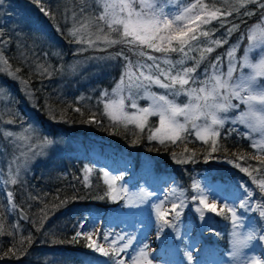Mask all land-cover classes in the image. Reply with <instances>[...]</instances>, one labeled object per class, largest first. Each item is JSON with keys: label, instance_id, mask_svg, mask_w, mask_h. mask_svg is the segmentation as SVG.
Wrapping results in <instances>:
<instances>
[{"label": "trees", "instance_id": "16d2710c", "mask_svg": "<svg viewBox=\"0 0 264 264\" xmlns=\"http://www.w3.org/2000/svg\"><path fill=\"white\" fill-rule=\"evenodd\" d=\"M1 1L3 7H0V16L3 15V19L5 16H19L18 18H23L21 21L38 27L36 30L25 28L24 31L28 34L21 41L2 32L1 37L6 41V47L2 48L1 55L7 71L0 72V82L6 90L13 93L16 104L8 117L19 127L23 121L24 125L34 123L53 141V145L44 158L34 163V171L30 177H25L22 183L7 186L13 193L14 215H8L6 204L0 195V264H84L88 258L97 259L98 264L112 263V252L102 257L86 247L83 240L70 242L75 234L74 222L77 216L94 213L98 216L114 217L124 204L123 198L113 201L105 196L108 185L104 183L100 170L92 171L88 184L82 179L86 159L78 157L76 153L78 149L86 148L89 143L107 146L120 156L131 160L132 173L127 177L130 185L136 184L140 177L151 174L165 175L174 180L178 190L183 191L184 197L189 201V208L181 212L178 221H174L185 224L183 231L186 230L188 222L195 226L198 223V216L193 210V207H198V202L192 197L195 195L194 185L201 180H206L209 185L232 186L240 195L245 194L246 187L254 193V201L264 203V192L260 191L252 177L235 166L237 162L242 166L249 163L255 166L264 159V154H257L246 135H242L246 134L243 128L225 125L218 138V146L222 147L215 153L205 155L210 152L209 144L197 139L191 131L184 134L186 140L176 141L175 144L169 141H165V144H160L158 140L150 141L149 128L159 126L158 116H150L147 126L141 132L135 124L125 125L121 121H111L104 114V102L110 100L113 90L125 72L127 61H131L133 65L137 62L151 64L153 62L147 59V56L151 55L159 58L157 62L161 69H167L166 58L174 63L183 60V64H177L176 68L193 67L199 60L194 75L201 80L204 79L205 70L210 69V65L216 62L218 57L221 58L220 63L225 71L227 54L233 47H238L236 55L239 61L247 46L249 29L262 23L264 9H260L257 3L229 0V4H224L220 0H202V3L209 4L208 11L219 9L224 12L226 8L238 7L239 14L233 11L232 15L220 16L208 24L194 22L189 25L195 27L200 24L198 32H209L208 37L199 38L201 49L210 46V40L227 41L213 46L214 50L211 53L205 52V58L200 60V51L197 50L189 52V57L195 58L190 59L182 57L179 52L161 53L145 45L128 43H117L99 51L82 52L79 43L69 35L71 17L75 14L73 19L77 22L86 23L89 18L95 21L92 11H98V16L103 11L99 7L95 8L94 0H40L39 4L36 0ZM187 2L190 4L195 0ZM41 6L53 15H45ZM91 8L94 10L91 11ZM81 9L84 11L81 12ZM245 11H254L255 14L245 16ZM76 12H80V16ZM221 21L224 22L223 26ZM98 23L103 24L102 21ZM232 24L239 25V28L227 35V29ZM104 30L105 33L108 32L106 25ZM110 38H118L117 33L112 32ZM127 39L130 40L131 37ZM192 43L196 44L195 41ZM173 46H177L175 42ZM185 50L187 51V48ZM141 51L147 55H140ZM94 55L112 59H109V65L102 69H87L78 74L67 71L71 64ZM176 68L172 70L173 74ZM133 72L139 75V70L135 67ZM7 73H10L12 78H9ZM127 79L125 77V82ZM161 79L165 78L161 76ZM152 88L150 90L158 95L168 94L166 89ZM105 91L109 96L103 95ZM185 97L186 95L181 94L175 99L183 101ZM169 99L173 97L169 95ZM77 107L81 109L80 112L74 111ZM93 114L100 123L86 122ZM2 122L3 119L0 118V126ZM231 129L234 130L229 131ZM185 147L194 151L195 157L193 161L177 163L173 156H187L189 153L185 152ZM224 148L227 151H224ZM12 155L13 149H10L0 132L2 176L5 163ZM236 157L244 159L236 160ZM256 157L261 159L255 160ZM249 171L253 169L249 168ZM253 175H256L255 171ZM18 210L26 214V221L21 220ZM238 212L242 213L241 210ZM228 216L230 214L225 209L223 214L211 213L205 217L211 228L207 234L200 233L193 239V242H200L203 253L218 259L229 250L228 236L232 221ZM255 216L251 214L244 225L256 219ZM175 230L176 227L173 232ZM177 244H183L182 240L173 238L169 247L175 250ZM175 251L181 257L182 252ZM179 264L185 262L181 259Z\"/></svg>", "mask_w": 264, "mask_h": 264}, {"label": "snow or ice", "instance_id": "6c2138e0", "mask_svg": "<svg viewBox=\"0 0 264 264\" xmlns=\"http://www.w3.org/2000/svg\"><path fill=\"white\" fill-rule=\"evenodd\" d=\"M39 4L40 0H36ZM215 2V0H214ZM224 4H229V0H220ZM103 6V12L96 17L97 21H102L103 24L97 23L95 38L102 40L107 46H112L117 43H128L136 45H145L147 48L153 49L156 52L168 53L179 52L182 57L195 59L189 57V52L193 50L200 51V60L205 58L204 53H211L213 46H219L221 40H210L208 44L210 46L206 48H199L200 36L208 37V31L198 32L200 24H196L195 27H189L188 25L194 22H200L202 24H208L213 19H219L220 16L232 15L233 11L239 14V8H226L224 12L219 9L208 11L209 4L202 3V0H195L186 5L182 11L178 14L172 15L169 18V14L165 13L162 7L157 8L156 0H100ZM241 3H257L260 9H264V0H241ZM139 5V10H137ZM199 5V7H198ZM41 11L45 15H53L48 9L41 6ZM84 10L81 9V12ZM254 11H245V16L254 15ZM75 18V14H74ZM264 20V17H262ZM94 23V21H89ZM221 21V26H223ZM176 25L173 28V25ZM104 25L107 26L108 32L105 33ZM239 25L232 24L227 29V35H230L233 31L238 30ZM117 33L118 38H110L111 33ZM249 48L256 49V45L252 43L254 37L251 34L252 29H249ZM2 35V33H0ZM69 35L74 38L77 37V30L75 24L73 29L69 31ZM131 37V39H127ZM196 42L193 44L192 42ZM77 42H81L77 39ZM90 46H94L91 40L85 41ZM173 42L176 43V47L173 46ZM6 41L0 40V47H2ZM166 44V46H165ZM258 52V58L255 62L250 59L249 54L246 52L244 57L239 61L235 58V47L231 48L228 52V67L224 72L220 63L221 58H217L216 62L210 65V69L205 70L204 79H199L194 75L196 68L199 66V60L193 67H179L177 64H183V60L173 62L170 59H165L168 64L167 69H161L160 64L157 62L158 57L151 55L147 56L148 60H151V64H143L137 62L135 65L131 61H127L124 74L121 76L120 82L113 90V95H118L119 99H111L104 102V114L109 117L111 121H121L125 125L135 124L136 127L143 132L148 118L152 115L159 117V126L155 128H149L148 139L158 140L160 144H165V141H169L173 144L176 141L186 140L184 135L189 132V125L194 130V134L197 139L203 141L205 144H209L210 152L205 155H210L219 150L218 138L221 136V129H223L225 123H227V117L222 116V113H227L230 110L238 109L240 104L246 106L245 110L241 111L237 117H234L232 123L243 124L249 132L242 135H247L250 140L252 148L257 150V154H264V84L258 81L264 78V44H260ZM187 48V51L185 50ZM140 55H147V53L141 51ZM122 55V53H121ZM112 59V57H108ZM0 60L3 57L0 56ZM237 64H239V75L233 79L234 73L237 71ZM133 67L139 70V75L133 72ZM176 68L175 74L173 69ZM244 68L250 69L248 74H245ZM146 70V71H145ZM161 76L165 79L162 80ZM125 77H127V85L125 88ZM166 81V82H165ZM199 85L198 87H192L191 85ZM153 85L168 90V94H160L151 92ZM178 86V87H177ZM127 92V97L123 94ZM184 94L190 99L183 106L175 102V97ZM105 97L109 96V93L105 91L103 93ZM169 95L173 99H169ZM125 98L130 101V107L136 109L135 112H126L124 110ZM139 98H145L150 100L148 107H138L137 100ZM239 101L238 104H234L233 100ZM74 111L80 112V108H75ZM183 117V121H181ZM203 120V123L198 121ZM87 123H100L95 119V114L90 116ZM34 130V129H33ZM231 129L229 131H232ZM255 134V136L253 135ZM4 136L12 138L18 134L13 132H5ZM51 143V141H47ZM227 151L226 148L223 149ZM185 152L189 153L187 156L181 155L177 158L175 155L173 159L177 163H186L193 161L195 157L194 151H189L185 147ZM36 153L34 152L33 155ZM30 157L24 158L22 163L16 164L13 168L12 164L8 167V179L4 181L5 186L7 184L15 185L20 180V173L22 170H26ZM244 157H236V160H242ZM15 161V158H14ZM234 162V161H230ZM237 168L246 172L254 183H256L261 192H264V159H261L258 165L253 166L249 163L247 166H242L240 163H235ZM252 168L256 172L253 175V171H249ZM92 171L91 168L85 169V175L83 180L88 184V173ZM3 175V172H0ZM105 177L109 176L108 172L104 173ZM259 177V178H257ZM120 179L118 176H112L111 179H105L104 183L108 185V191L105 196L110 197L113 201L118 198H123L119 195L117 188L115 187V181ZM196 189V195L192 197L194 201L199 202L197 211L200 213V218L203 219L205 211L216 213L217 215L223 214L225 209L230 216L233 224V246L235 252L233 255L239 252L240 249L246 247L252 240L256 239L257 233L250 231L247 234H242L239 229L243 224V218L238 216L235 207H229L224 205L222 209L217 210L216 203L208 202L207 193L201 188L199 183L194 185ZM119 191L126 192L121 186ZM245 193L248 194V189L245 187ZM9 200L12 199L13 193L11 191L6 193ZM184 196L183 191L177 192V189H173L174 199L168 201H162L161 203H170L171 212H175V220L178 221L181 212L180 208L185 206L182 199ZM103 199L104 197H100ZM131 199V197H129ZM140 202H143L144 197H138ZM251 197L248 199H241L239 203L240 209L252 210L250 208ZM15 207V205H13ZM256 211L261 216H264V203L257 204ZM43 211V210H42ZM157 218L161 221V229L164 227L175 228L177 225L172 220L167 219L169 213L162 210L160 206L156 208ZM85 225H89L85 227ZM100 221L98 219L90 222L88 217L78 221L76 227L79 229L75 232L70 242H78L80 238L86 241V247L94 249L95 251L103 253L105 256L109 255V252L97 243V240L108 243L112 248V261L113 264H125V258L121 256V253H125L129 247L133 244L134 238L125 236L124 234H116L114 232L104 231L99 227ZM98 233L97 238L94 239L93 235ZM259 239L264 241V234H259ZM119 245V246H117ZM147 246L137 250L138 255L128 257L132 264H153V260L149 258L148 252L145 250ZM189 259L192 258L191 253L188 254ZM244 264H256L255 258L252 261H246Z\"/></svg>", "mask_w": 264, "mask_h": 264}, {"label": "rangeland", "instance_id": "374dc122", "mask_svg": "<svg viewBox=\"0 0 264 264\" xmlns=\"http://www.w3.org/2000/svg\"><path fill=\"white\" fill-rule=\"evenodd\" d=\"M188 4L189 2H187V0H156L157 8L162 7L165 13L169 14V18H172V15L174 14L180 13L182 9ZM94 6L95 8L99 7L103 11V6L100 3V0H94ZM0 7H3L1 0ZM90 10L92 11L94 9L91 8ZM137 10H139V5H137ZM79 13L80 12H76L77 15H79ZM92 13L93 17L95 18L94 23H89L90 20L92 21L91 18H89L86 23H83L80 21H74V15L71 17V29H73V26L75 24L77 30V37H75L74 39L76 41L77 39H80L81 42L78 43L79 47L83 50L82 52L86 50L99 51L100 49L108 47L102 40H97L95 38L94 34L97 31L95 25L99 22L96 20L98 11H92ZM3 17V15L0 16V33L4 32L5 34L13 35L20 41L23 40L25 38V35L28 34V32L24 31L25 28L31 30L38 29L35 24H27L25 21H21L20 19L23 18H18L19 16H14V18L5 16V19H3ZM261 22V25H256L252 28L251 33L254 37L252 43L257 46L256 49L253 50L252 48H249L250 40L248 35L247 46L242 53L241 58L244 57L245 53L247 52L253 62L257 60L259 52L258 46L260 44H264V20H262ZM175 27L176 25L174 24L173 28ZM35 37L37 38L38 35H35ZM0 40H2L1 35ZM88 40H91L94 46H90L85 42ZM5 47V45L0 47V56H2V48ZM237 48L238 47H235L236 50ZM234 55L238 60L236 51ZM107 64L109 65L108 57L103 55H94L83 59L79 63L71 64L67 67V71L70 70L72 73L78 74L81 71H85L87 69H102ZM227 67L228 59L224 72L227 71ZM239 68L240 66L237 65V71L234 73L233 79H235L239 75ZM243 70L245 74H248L250 72V69L248 68H244ZM5 71H7V68L5 65V60L3 58V60H0V72ZM7 74L9 78H12V75L10 73ZM258 82L264 84V78H261ZM126 85L127 81L125 82V88ZM152 87L157 88L159 86L153 85ZM151 92L156 93L153 90ZM123 94L125 95V97H127L126 91ZM111 99L118 100L119 96L113 95L112 92L110 100ZM189 99L190 98L186 95L183 101H178V99H175V102L183 106L189 101ZM232 102L234 104L239 103V101L235 99ZM137 103L138 107L143 108L148 107L151 102L148 99L139 98L137 100ZM14 105L16 104L14 102L13 93L11 94V92L6 90L0 82V118L3 119V122L0 126V132L2 135L3 133L9 131L13 132L14 134H18L17 136L12 138L3 135L10 149H13V155L10 156L9 160L5 163L4 176L0 175V195L2 200L6 204V211L9 216L15 214L13 199L9 200L4 193V191L6 193L9 192L7 188L8 185L12 186L10 183L5 186L4 183V181L8 179L9 164H12L14 168L16 164L22 163L24 158L30 157L26 170H22L20 173V180L23 181L25 177H30L32 175L34 171V163L37 162V160L44 158L46 156V152L49 151V149L53 145V141L51 139H48L46 134L43 133L40 128H38L34 123L30 122L24 125L25 121H23L20 123L21 127H19V125L10 120L8 115L12 114ZM245 108L246 106L244 104H240L238 109H233L227 113H222V116L227 117L228 122L225 123V125L241 127L246 133H248L249 130L243 124L232 123L233 118L237 117L241 111L245 110ZM124 110L129 113L136 111V109H132L130 107V101L127 98H125ZM180 119L181 121H183V117H181ZM198 123H203V120L198 121ZM189 131L194 134V130L191 129L190 125ZM253 135L255 136V134ZM246 137L248 138L247 135ZM47 141H51V143H47ZM34 152L36 153L35 155H33ZM73 154L74 153H72V155ZM76 154L78 157L82 156V158L86 159V164L84 165L82 176L85 175L86 168H91L92 171L94 169L100 170L103 180L111 179L112 176L120 177V179L115 181V187L117 188L119 195L123 197L124 204L122 206L123 208L119 210V212L116 213L114 217L98 216L94 213H84L82 216H77L74 222V231L76 232L79 230L76 227L78 221L84 219L85 217H88L90 222L98 219L100 221L99 227L104 231L114 232L116 234H124L125 236L134 238L133 244L129 247V249L125 253H121V256L125 258V264H132L131 260H129L128 257L138 255L139 253L137 250L142 249L145 246H147L145 250L148 252L149 258L153 260V264H179L181 259L185 262V264H244V262L246 261H252L253 258H255L256 264H264V241H261L259 239V234H264V216H261L259 212L255 210L257 204L263 202L258 200L254 201V193H252L250 190H248V194L245 193L244 195H240L239 191H237L232 186L209 185L206 180H201L198 182L201 188H203V190L207 193L208 202H215L218 211L222 209L224 205L236 208L238 216L243 218V224L239 229H237L238 231H240L242 234H247L250 231H254L255 233H257L256 239L252 240L246 247L240 249L238 253L233 255L235 249L233 246L234 229L232 224L228 236L229 250L224 254V256L218 259L206 253H203V255L201 256V244L199 241L193 242V239L196 238L200 233L207 234L208 230L211 228V224L205 219V217L209 216V214L213 212L205 211L204 218L201 219L200 213L197 211V208L202 207V205H199V202L197 200L198 207L196 209H194L193 207V210L198 216V223L196 226L188 222L186 230L183 231L185 224H182L181 221H179L178 223H176L177 226L175 232H173L172 227H164L163 229H161V221L158 220L156 213L157 206H160L163 211L169 213L167 219L172 220L173 222L175 221V212L170 211L171 204L161 203L162 201L174 199V188L177 189V192H180L176 187V184L170 178L166 177L165 175L157 176L151 174L149 176L140 177L136 184L130 185L129 179H127V177H129L132 173L133 164L129 158L120 156L109 147L97 143H89L86 148L78 149ZM260 159L261 157L255 158V160L258 161ZM92 171L88 173L89 178L93 173ZM105 172L109 173L108 177L104 176ZM18 183L21 182L18 181L17 184ZM121 186H123V189H125L126 192L119 191L121 189ZM140 196L144 197L143 202L139 201L138 197ZM249 196L251 197L250 208L252 210L240 209V200L242 198L248 199ZM129 197H131V199H129ZM182 199L185 203V206L179 209L180 212H183L189 208V201L184 196L182 197ZM239 210H241L242 213L239 214ZM251 214H255V217L257 218L250 220L248 222V225H244V222ZM21 220L24 221L22 218ZM88 226L89 225H85V227ZM97 235L98 233L94 234L93 238L96 239ZM173 238L177 241L182 240L183 244H177L175 249L182 252L181 257L174 249L169 247ZM79 240H83L86 244V241L83 238H80ZM97 243L105 248L108 252H112V248L108 243L101 240H97ZM91 250L95 251L94 249ZM95 253L98 256H105L103 253L98 251H95ZM189 253H191L192 255L191 259H189ZM111 262V264H113L112 259ZM84 264H98V260L94 258H88Z\"/></svg>", "mask_w": 264, "mask_h": 264}, {"label": "water", "instance_id": "95a60500", "mask_svg": "<svg viewBox=\"0 0 264 264\" xmlns=\"http://www.w3.org/2000/svg\"><path fill=\"white\" fill-rule=\"evenodd\" d=\"M18 214L21 216V218H22L24 221L27 220L26 215H25L22 211H18Z\"/></svg>", "mask_w": 264, "mask_h": 264}, {"label": "bare ground", "instance_id": "6f19581e", "mask_svg": "<svg viewBox=\"0 0 264 264\" xmlns=\"http://www.w3.org/2000/svg\"><path fill=\"white\" fill-rule=\"evenodd\" d=\"M5 195H6V192L4 191ZM7 196V195H6Z\"/></svg>", "mask_w": 264, "mask_h": 264}]
</instances>
